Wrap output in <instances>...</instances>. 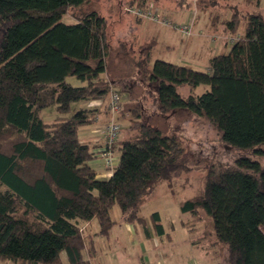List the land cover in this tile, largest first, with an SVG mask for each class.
Wrapping results in <instances>:
<instances>
[{"label": "trees", "instance_id": "obj_1", "mask_svg": "<svg viewBox=\"0 0 264 264\" xmlns=\"http://www.w3.org/2000/svg\"><path fill=\"white\" fill-rule=\"evenodd\" d=\"M84 2L0 0V259L14 264H63L62 251L66 264H90L83 251L88 257L95 251L80 222L96 218L97 234L105 235L117 204L124 221L145 226L138 214L143 198L180 168V139L151 118L140 120V104L126 112L136 125L113 145L120 155L112 174L99 179L89 164L94 153L78 129L93 122L96 108L65 115L73 102L102 99L111 91L100 76L111 45L108 18L96 9L74 23L62 22L68 7ZM132 4L149 2L121 1L120 11L129 14L123 6ZM222 23L229 34L243 24V33L227 52L209 58L208 71L157 59L145 77L156 85L161 112L204 116L225 144L253 150L264 144V14L236 10ZM68 76L82 83L73 85ZM180 85L207 89L182 96ZM53 104L59 116L45 123L40 110ZM200 208L211 215L222 245L219 264H264V168L257 159L209 165L202 194L180 203L193 216ZM149 221L156 234L164 233L158 211Z\"/></svg>", "mask_w": 264, "mask_h": 264}, {"label": "rangeland", "instance_id": "obj_2", "mask_svg": "<svg viewBox=\"0 0 264 264\" xmlns=\"http://www.w3.org/2000/svg\"><path fill=\"white\" fill-rule=\"evenodd\" d=\"M121 1L128 0H85L79 6L68 7L62 17V22L74 23L77 21L76 18L96 9L108 18L110 23L109 42L112 46L111 37H118V31L122 29L121 23H118L123 21L122 14H120L122 13L120 11ZM148 2L152 5L156 4L160 17L166 18L168 23L142 18V21L136 25V33L133 37L131 35L130 40L124 39V42L130 41L134 51H145V53L139 58L138 55L135 57L131 54L120 55L112 46L108 56V62L112 66L110 69L114 70V73L117 71L115 74L119 78V82L130 83L129 89L121 88L120 83L113 87L120 96L118 116H120L121 110L126 113L128 109L140 104V120L146 121L151 118L155 126L160 128L163 133L179 138L182 152L179 156L180 168L170 181L157 182L153 190L140 203L138 214L146 218L150 224V214L154 211L159 212L166 234L172 236L177 244L175 246L181 254L177 260H180L181 263L188 256L189 247L193 246L191 249L197 254L196 258L202 264H219L222 245L216 240L211 215L200 208L198 216H193L189 212L182 211L180 203L202 194L209 165L232 166L236 158L248 156L257 159L264 168V144L253 150H239L225 144L220 139L217 128L204 116L192 114L184 109L161 112L155 101L156 85L145 75L151 70L153 62L157 59L198 71H208L209 58L218 53L227 52L232 45V38L243 33L242 24L235 34L223 39L220 37L223 27L222 20L230 17L231 12L236 10L264 12V0H260V4L254 1L247 2V0H148ZM127 6L129 5L123 6V10ZM194 20L192 33L188 36L183 35L174 26L191 23ZM214 37L215 39H213ZM119 55L122 58V63L118 60ZM66 80L73 85L82 83L75 76H68ZM206 89L205 85L178 86V91L182 96L199 95ZM87 104L84 101L73 102L70 111L65 116H70L79 108L87 107ZM39 114L45 123H51L59 116L54 104L41 109ZM123 116H125L124 120H118L115 114L101 124L95 120L91 124L80 126L79 139L87 143L91 142L93 138L91 130L100 127L102 129L111 120L121 126L116 140L129 137L133 134L136 124L130 113ZM97 132L99 133V130ZM112 151L117 160L120 155L119 145L115 149L112 148ZM93 165L100 173L97 174L99 179H107L109 177L107 174L113 171V168H107L99 162ZM110 216L114 225L109 239L114 242L113 248L119 252L121 248L117 244L115 233L119 230L123 231V220L120 207L117 204L111 207ZM80 224L83 226V221ZM136 226L141 231L140 234L143 235L144 226L139 223ZM98 227L97 219L92 218L83 232L92 234ZM100 238L105 239V236H100ZM190 257L193 258L192 255ZM0 264L14 263L11 260L0 259Z\"/></svg>", "mask_w": 264, "mask_h": 264}, {"label": "crops", "instance_id": "obj_3", "mask_svg": "<svg viewBox=\"0 0 264 264\" xmlns=\"http://www.w3.org/2000/svg\"><path fill=\"white\" fill-rule=\"evenodd\" d=\"M258 4H260V1ZM249 11L261 12L259 10H249ZM261 13L264 14V12ZM120 14H122L123 21H120L118 23L119 24L121 23L122 29L118 31V37L116 38L114 36L111 37L112 46L116 51H118L116 53H120V55L131 54L134 57L138 55L137 57L139 58L143 55V53H145V51H141V52L134 51L132 49L133 46L131 45L129 40L131 35L133 37V35L136 33V29H137L136 25L142 21V18H136L134 16L132 17V15H126L123 12ZM194 22L195 20L191 23L194 24ZM230 35L232 34L226 33L224 31V25H223L221 29L220 37L226 39L229 38L228 36ZM124 39H129V40H125L129 42L125 43ZM213 39H215V37ZM109 41H110V37H109ZM120 55L118 57V60H120L119 62L122 63L121 60L122 58H120L121 57ZM110 68H112V66L108 62L106 71L100 76L110 81L112 85L110 90L113 91L114 90L113 87L115 86V84H119L120 82H119V78H117L115 74L117 73V71H115L114 73V70H111ZM120 84H121L120 85L121 88L123 87L125 89H129L130 87V83H123V84L120 83ZM110 92L102 99H95L88 102L87 106L96 108V115L93 122L96 120L98 123L101 124L102 122L108 120L111 117V113L107 108ZM122 114H127V113L121 110L120 116H118L117 114L116 118L118 120H124ZM97 130H99V133L101 134H99ZM91 131H93V133H91L93 138L91 142H89L88 144L91 146V150L94 153V158L90 160L89 164L94 168L93 164L99 162L100 164L104 165L107 168H113L118 161V159L116 160L115 156L113 158V165L107 166L104 160L96 155V153L103 147V142H104L101 132L102 131L101 127L93 129ZM96 172L97 174L99 173L97 170ZM111 174L112 173H108L107 176L108 175L110 176ZM91 220L83 221L84 223L83 226L82 224H80L82 231L84 228L88 227V224L89 222H91ZM136 224L137 223L126 222L123 220V231L119 230L115 233L117 244H119V247L121 248L119 252H117L116 249L113 248L114 242L109 239V234L112 233V228L114 224L112 225L109 232L105 235L97 234L99 227L92 234L91 233L85 234L83 232L86 239V243H88L89 245H91L92 243L95 251V254L92 257H88L86 251L84 250L83 251L84 256L89 259L90 264H202V262H200V260L196 258L197 254L194 252V250L191 249L193 248V246L189 247L188 250L189 257L187 256L184 262L181 263L180 260H177L181 254L180 251L175 246L177 244L175 243L174 238L172 236L166 234L165 230L162 235L156 234L153 231V227L151 223L149 224L148 222L144 226L145 232L143 233V235H141L140 234L141 231L137 228ZM100 236H105V239H101ZM163 236H165L164 237L165 239L163 238ZM90 241L91 243H89ZM161 244L163 245V247ZM190 255H192L193 258L190 257ZM201 255H203V253H201ZM60 258L63 264L67 263V257L64 251L61 252Z\"/></svg>", "mask_w": 264, "mask_h": 264}, {"label": "built area", "instance_id": "obj_4", "mask_svg": "<svg viewBox=\"0 0 264 264\" xmlns=\"http://www.w3.org/2000/svg\"><path fill=\"white\" fill-rule=\"evenodd\" d=\"M128 13L139 16L141 18H148L152 20H160L163 23H168L166 18H161L159 15L158 7L148 4V5H136L132 4L125 8ZM183 35H190L192 33V23H186L181 25H174ZM233 40V38H232ZM107 108L110 111L112 117L117 115L120 110V96L117 91H111L109 95V100L107 103ZM121 126L114 120L109 121L105 126L102 127L103 136V147L96 153L98 157L104 160L107 166L113 165V144L117 139L118 133L120 132Z\"/></svg>", "mask_w": 264, "mask_h": 264}]
</instances>
